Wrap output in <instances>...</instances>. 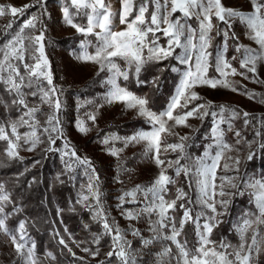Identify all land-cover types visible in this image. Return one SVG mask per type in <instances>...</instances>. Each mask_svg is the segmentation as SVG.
I'll return each instance as SVG.
<instances>
[{"label": "snow or ice", "instance_id": "obj_1", "mask_svg": "<svg viewBox=\"0 0 264 264\" xmlns=\"http://www.w3.org/2000/svg\"><path fill=\"white\" fill-rule=\"evenodd\" d=\"M120 8L118 11L112 7L111 0H70L62 8L65 23L75 28L77 32L85 36L94 37L93 40H85L81 47L82 54L78 59L85 63H94L98 65L100 71L107 70L111 73L107 83L111 85L109 93L105 97L107 103H122L126 108H136L140 115L147 118L152 124L153 129L150 132H142L129 138L127 142L147 143V153H152V158L156 166L160 169L158 176L149 187L136 186L130 192L124 193L120 199L132 197L135 199L137 193H142L144 199L148 201L137 216L131 212L127 213L130 219L137 218L140 214L156 215L157 219L150 222V230L155 233L154 239L170 241L175 245V252L171 247H165L160 253L158 264H255L253 253L259 255L264 252V180H250L240 175L220 177L221 184L217 192V169L221 167L222 160H230V165L225 162L223 169L232 170L239 173L240 160L238 157L227 156L228 152L233 151V146L225 142L224 131L220 128L221 123H225L223 115L216 123L213 129V138L215 143L208 145L204 155L198 157L192 163H181L185 159L186 141L188 136H179V142L166 143L162 134L178 135L168 126L169 121H174L173 127H190L187 121L189 118H198L211 115L217 116V112L209 111L212 107L211 102L193 104L194 101L201 99L200 95L194 90L198 86H209L216 88L221 86L237 91V88L227 77L229 75H242L248 77L243 72H238L223 57L221 51H216L213 63V52L209 51L212 47V33L215 30L219 35L222 31L220 24L224 25L223 34L229 36L233 27V21H238L244 25L249 40L253 41L257 47L240 45L236 51L240 53L238 59L240 68L247 69V72L255 74L257 64H264V0H250L251 11L243 12L233 8L226 7L222 0H119ZM41 4L42 0H35V4L16 7L12 5H0V17L10 14L14 19L6 25L11 29L16 22V18L23 16L30 7ZM73 9L74 11H70ZM180 15H177V14ZM83 17L86 24L80 25L74 22V17ZM119 20V25L123 26L116 30L114 20ZM198 22V29L192 28L189 20ZM39 21L38 16H32L25 20L20 26L19 31L10 34L11 38L0 47V85H3L4 91L13 95L12 104L21 111L16 120L9 122L7 128H10V134L6 127L0 125V140L7 142L6 152L11 158L18 156L20 142L30 145L27 149L33 150L37 144L41 143L38 128H42V134L47 133V142L54 145L56 139L62 135L59 127L60 120L57 113L61 109V101L57 96L58 89L53 85L50 64L45 55V36L44 32L39 34H27L26 29H35ZM216 21L217 23H214ZM161 35L167 38V45L162 46L159 41ZM27 41V43H25ZM93 52H89V48ZM176 49L182 51L176 53ZM169 57L185 65L186 69L182 73L180 85L167 111L156 114L147 108L148 101L144 98L134 95L126 88L120 86L119 79L128 80L129 75L134 74L137 77L145 63L149 61L166 60ZM32 63H29L28 60ZM123 62V65L121 64ZM210 67L220 73L225 79L217 80L208 77ZM173 71H179L173 68ZM258 83H264L257 79ZM27 89V91H25ZM254 93H250L252 98ZM31 96L39 102L30 106L27 99ZM264 103V99L260 101ZM48 105L51 110L43 124L38 119L37 114L41 112L40 105ZM192 105V107H189ZM184 111L174 115L176 109ZM225 111L224 106H220L221 114ZM234 118L238 115L234 109H229ZM245 117L249 113L244 112ZM89 119L95 121V115H90ZM247 123V120L245 121ZM47 125V126H44ZM27 126L30 131L20 133L19 128ZM78 128L81 132H87L83 122H78ZM229 130L231 124L229 123ZM52 133L59 135L54 137ZM237 137L240 133H235ZM259 135V133H257ZM111 139H119L112 137ZM106 138L104 143H108ZM237 143H240L238 140ZM264 147V145H261ZM251 147V145H249ZM65 148L68 144L65 143ZM47 151L55 149L49 147ZM177 152L179 155L175 160H165L161 158V151ZM215 150V151H213ZM238 151V149H235ZM112 155H118L119 151L110 149ZM64 155L76 157L75 151L65 152ZM252 158L250 153L248 159ZM80 164L91 167L90 161L86 158L81 160L76 157ZM69 170L71 164L66 165ZM168 168H173L176 177L183 174L189 181V187L195 186L197 193L195 201L188 197L183 189H177V196L173 200H166L165 193L168 186L175 184L172 176L167 174ZM94 173L95 170L93 169ZM98 177L89 176L87 189L91 196L99 203V191L94 181ZM227 186L237 191H252L256 212L249 214L242 224L237 228L239 242L230 244L224 241H214L211 234L215 224L218 223V216L222 215L217 211V204L226 207L227 200L217 201V195L223 197L231 196L232 192L224 191V182ZM3 192V185H0V193ZM187 198V204L201 205L202 208L210 210L212 215L207 217L204 224H200V218L205 215L203 211L193 215L194 208L180 203L179 208L183 209L182 215L177 219L174 215L177 209V201H184ZM89 200V196H82V201ZM9 202L7 194H0V232L10 237L11 244L17 256L25 264H37L34 255V245L28 246L25 239L26 230L23 222L19 224V235L11 232L6 225L8 213L5 212V203ZM81 202V201H78ZM96 216L103 221V228L106 234L112 236V250L106 255L108 257L116 256L120 264H136V256L131 250V244L124 238L119 228H113L107 221L102 210H97ZM95 218V217H94ZM196 225V242L189 246L186 239H182L183 230L188 223ZM215 222V223H214ZM139 236L138 230L132 233ZM58 235V233H57ZM99 242L98 239L96 241ZM151 240H145L144 244H150ZM60 244L66 248L68 245L64 239H60ZM71 252V249H68ZM84 251H89L85 248ZM96 253H93L95 255ZM51 256V253L48 254ZM74 255V253H73ZM167 258V259H165ZM54 259V257H53Z\"/></svg>", "mask_w": 264, "mask_h": 264}, {"label": "rangeland", "instance_id": "obj_2", "mask_svg": "<svg viewBox=\"0 0 264 264\" xmlns=\"http://www.w3.org/2000/svg\"><path fill=\"white\" fill-rule=\"evenodd\" d=\"M69 2L70 0H42V6L41 4H36L35 7L28 8L23 16L16 18V22L13 24L11 29H7L6 25L14 18L10 14L0 17V47L3 46L7 39L11 38L10 34H14L15 32L19 31V26L25 20L31 18L34 15L39 17L36 28L26 29L25 35L39 34L40 31L44 32L45 55L47 56L50 64L53 85L57 87V96L61 101V109L57 115L60 120L59 127L61 128L63 134L56 139V143L54 145H49L47 142L48 134H42V128H38L37 133L40 135L42 142L37 144L33 150L29 151L27 149L30 147V145L24 144L21 141V146L17 150L18 157H31L36 152L37 147L40 146H43L47 149L49 147L55 149L53 151L58 153L63 164L64 173L70 177L75 184L77 191V201H81L79 203L90 209L96 219L101 220L100 217L96 216V212L97 210H102L104 216L107 218L108 223L113 228H119L121 230L124 238L131 244V250L136 256V264H158L160 261V253L165 247H170V243L166 240L153 238L155 233L150 230V222L155 221L157 216L154 214L149 216L146 213L140 214L134 219H130L127 216L128 212H131L133 216H137L141 209H143L148 203V201L144 199L142 193L138 192L135 199L132 197H125L123 201L120 199L122 196H124V193L132 191L137 185L141 186L142 188L151 186L159 174L160 169L154 163L152 153L146 154L147 143L145 141L127 142L126 146V141L129 138L134 137L142 132H150L152 131L153 126L146 117L139 114L136 108H126L122 103L106 102L105 97L109 93L111 87L107 81L109 80L111 73L107 70L100 71L98 65L94 63H85L78 59L83 51L81 47L82 43L85 40L94 41V37L85 36L84 34L77 32L75 28L65 23L62 8L66 3ZM111 3L113 9L118 11L120 8L119 0H111ZM222 3L226 7L239 11H251L250 0H222ZM32 4H35V0H0V5L2 6L12 5L19 8L23 7L24 5ZM70 11L74 10L70 9ZM177 15L180 14L178 13ZM74 22L84 25L86 24V19L77 16L74 17ZM234 22L235 20L233 23ZM188 23L192 26V28L198 29L197 21L189 20ZM114 24L116 26V30H120V28L123 27L119 25L118 18L114 20ZM236 36L239 39L237 47L240 45L253 48L257 47L253 41L249 40L244 25L240 23ZM67 38L71 39H69L66 43L61 41ZM78 38L80 39L78 40ZM227 38L228 37H225L216 48V51H221L223 53V57L226 60V50L228 44ZM25 43H27V41ZM159 43L162 46H166L167 38L161 35ZM88 50L89 52L94 51V49L91 47ZM181 51V49H176V53ZM209 51H211L210 48ZM28 62L32 63L30 59ZM121 64L123 65V62H121ZM174 67L179 69V71L176 72L180 73V77L175 86L174 92L167 103V106L160 111H156L150 108L147 104V108L156 114H160L168 110L169 105L177 93V88L180 85L182 79V73L186 69L185 65H175ZM232 67L236 68L238 72H243L248 77L247 79L242 75H229L227 77V79L237 88V91H232L230 88H224L221 86H217L216 88L209 86H198L194 89L200 95L201 99L199 102L193 104L211 102L212 107L209 109V111L217 112V116L212 117L210 115L212 122L209 131L210 140L207 142L202 154L194 157L188 152V146H186L185 160L182 159L181 163L194 162L198 157H202L204 155L208 145L215 143L213 138V129L216 127V123L219 121L221 115H223L225 123H221L220 128L224 131L225 142L232 145L234 149L233 151L228 152L227 156L238 157L240 164L238 174L235 171H225L223 169L224 172L222 176L232 177L240 175L250 180H264V174H257L253 171L247 172L242 169L245 159L250 153L253 156L256 151H259L262 143L257 147L254 143V139H247L245 146H243V144H241L242 142L239 140L240 143L237 144V147L236 145H233L227 141L225 131V126L229 125V123H236L239 117L243 118L244 121L247 120V123L254 119L257 123L259 135L262 133V130H264V103L260 102L262 99H264V83L256 82L257 79L264 81V64H257V72L255 74L247 72V69H242L234 65H232ZM208 77L217 80L225 79L220 75V73H217L216 75H211L208 73ZM121 79H119L117 82L121 87L126 88L122 84ZM2 86L3 85H0V102L1 104H6L8 106L2 94V92L5 93ZM126 89L132 92L134 95L146 99V97L139 95L128 88ZM25 91H27V89H25ZM250 93H254L255 95L250 98ZM11 96L13 100L14 97L13 95ZM27 99L30 106L33 104H39V102L31 96H28ZM7 106H5L6 110ZM220 106L225 107V111L222 114L220 112ZM40 107L41 112L37 114V117L41 121V124H43L47 114L51 110L46 104L40 105ZM189 107H192V105ZM229 109H234L238 115L233 118L231 116V112L228 111ZM182 111L184 110L178 108L174 112V115ZM244 112L249 113V116L245 117L243 115ZM20 115H22V111L20 109L16 114L8 109L6 116L1 121L0 125L5 126L6 130L10 134L11 130L10 128H7V125L9 122L16 120ZM90 115H95V121L89 119ZM206 117H204L203 120L198 118H189L187 123L190 125V127H173L174 121H169V128H171L174 133L178 134L176 135L178 138L175 141H169L166 143L179 142V136H188L191 138L201 127L204 120H206ZM132 118H142L147 121L150 126L139 127L129 133H119L116 130H107L104 133L102 132L106 125H108L111 121H127ZM78 122H83L84 126L88 129L87 132H81L79 130L77 126ZM18 131L20 133H24L26 131H30V129L25 126L19 128ZM52 135L56 137L59 134L52 133ZM162 136L171 137L174 135L162 134ZM112 137H118L119 139H111ZM106 138L109 141L108 143H104ZM188 141H186V145ZM65 143L68 144V148H65ZM249 145H251V147H249ZM110 149L122 151H119L118 155H112ZM235 149H238V151ZM71 151H75L76 157H79L81 160L86 158L88 161H90L91 167L78 163L76 157L64 155L65 152L71 153ZM178 155L179 154L177 152H172L171 150L166 153L161 151V158L165 160H175ZM225 162L229 163L230 165L233 163V161L230 160H222V168ZM67 164L72 165L71 170L67 168ZM93 169L95 170L94 173L92 172ZM218 170L219 168L217 171ZM90 175L98 177V180H95L94 184L100 194L99 203H97L96 199L91 196V193H89L87 189ZM220 184L221 181L218 183V192ZM224 185V191L226 193L229 192L228 190H233L227 186L226 181L224 182ZM250 192L252 193L251 190ZM0 194L8 195V192L3 189V192ZM85 195L89 196V200L82 201V196ZM224 197H226V195L216 199L219 201ZM252 197L254 199L253 194ZM218 205L219 204H217V206ZM201 211L205 213V215L202 216L205 218L203 219L201 217L199 221V223L202 225L207 221V217L212 215V213L206 212L203 208L199 212ZM243 220L244 219H241L239 222H237L235 225L236 230L238 226L242 224ZM134 230H138L140 235L134 236L132 234ZM145 240H151L152 242L145 245ZM0 243H4L5 246L7 244L9 246L10 249L7 248L6 250L7 253H12L13 251L15 254L10 237L5 235L3 232H0ZM27 244L29 247L34 245L30 244L28 240ZM158 245L159 248H156ZM1 251L2 250L0 246V253ZM173 252H175V250ZM254 255L256 254L253 253V256ZM172 264H175L174 260L172 261Z\"/></svg>", "mask_w": 264, "mask_h": 264}, {"label": "trees", "instance_id": "obj_3", "mask_svg": "<svg viewBox=\"0 0 264 264\" xmlns=\"http://www.w3.org/2000/svg\"><path fill=\"white\" fill-rule=\"evenodd\" d=\"M214 23L217 22L214 21ZM238 26L239 22L235 21L229 32L226 57L232 65L240 68L239 60L233 59L234 56H240V53L236 51L239 42L236 36ZM219 27L222 30L219 35L216 34L215 30L212 33L213 39L210 49L213 52V63L216 48L225 38L223 34L224 25L220 24ZM69 39L61 41L66 43ZM175 65L182 66L171 57L166 60L149 61L143 65L138 77L130 73L129 79H121V82L129 90L146 97L150 108L160 111L167 106L180 77V73L172 70ZM208 73L216 75L218 72L215 67H210ZM2 94L8 106L0 102V123L5 118L8 109L15 114L19 111V108L12 104V96L7 92H2ZM5 106H7V110ZM211 125L209 115L187 142L188 152L192 156L202 154L210 140ZM148 126H150L149 123L142 118H132L127 121L114 120L106 125L102 132L116 130L119 133H129L139 127ZM225 131L227 141L237 147V140H240L241 144L245 146L247 139H254L257 147L261 143L264 145V130L260 135H257V123L254 119L245 123L244 119L239 117L236 123L231 124V130H229V125H226ZM237 131L240 133L239 137L235 135ZM164 138L165 142H169L177 140L178 137L174 135ZM5 149L6 141L0 140V185H3V189L8 192L9 196V202L4 205L5 212L8 213L6 225L11 232L19 235V224L24 223L26 240L30 244H34L37 264H120L116 256L108 257L106 255L113 247L112 236L105 233L102 221L94 218L91 210L77 201L75 184L64 173L58 153L47 151V148L40 146L37 147L36 152L31 157L21 158L17 156L11 158ZM242 169L263 175L264 147L261 146L251 159L247 157ZM223 172L221 166L216 173L217 186L221 181L220 177H222ZM167 173L175 179L176 183L168 186V191L164 194L165 198L173 200L177 196V189H183L188 193V197L195 201V186L189 187L188 178L183 174L176 177L173 168H169ZM228 191L232 192L233 195H226L223 198V200L229 201L226 207L217 206L218 212H221L222 215L218 216L219 222L213 228L211 239L217 242L224 241L237 244L239 234L235 225L241 219L248 218L249 214L255 213L256 206L250 190L237 191L233 189ZM220 197L217 195L216 198L219 199ZM180 203L193 207V215L202 210V206L198 204H187V198L184 201H177V209L174 213L177 219L183 212V209L179 208ZM203 209L211 213L210 210ZM62 238L65 239L67 248L59 243ZM97 239L98 243L96 242ZM182 239H186L189 246L196 242L195 224L190 222L185 225ZM169 243L174 251L175 245L171 244L170 241ZM0 246L2 250L0 264H24V261L13 251L12 253L6 252L7 248L10 249L7 244L5 246L4 243H0ZM69 248L71 252H69ZM85 248L89 251H84ZM156 248H159V245ZM49 253L51 256L48 255ZM93 253L96 254L93 255ZM254 258L256 264H264V252L254 255Z\"/></svg>", "mask_w": 264, "mask_h": 264}]
</instances>
